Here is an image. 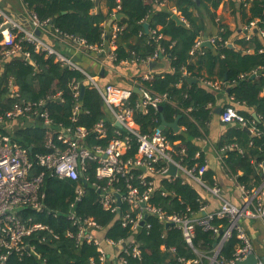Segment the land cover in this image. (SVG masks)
<instances>
[{"label": "trees", "instance_id": "obj_1", "mask_svg": "<svg viewBox=\"0 0 264 264\" xmlns=\"http://www.w3.org/2000/svg\"><path fill=\"white\" fill-rule=\"evenodd\" d=\"M100 1L107 9L106 14L98 9L95 0H22L27 10L40 22H53L50 26L51 32L57 30L61 34L79 37L91 45L108 41L109 30H105L103 24L110 20L113 10L119 6L117 12L124 15L119 25H125V28L116 38L115 65L121 60L145 63L156 52L161 51L172 69L171 72L154 74L147 80L137 78L138 87L151 94H166L168 101L161 104L160 112L150 107L145 110L135 108L134 122L141 134H151L159 127L161 118L167 123H172L180 116L178 125L182 131L173 133L171 129L166 128L163 134L174 149L175 161L187 169L197 171L204 164V156L196 141L208 134L207 124L215 112L219 93L204 85L202 81H219L221 90H229L228 96L233 98V105L238 113L248 120L253 119L251 112L260 118V121L255 122V135L246 132L237 124H227L228 128L217 144L218 151L225 149L221 151L222 165L229 176L235 177L239 185L250 191L258 188L263 181L259 165L264 168V52H260L261 49L264 50V0H241L239 3V14L244 25L255 22L248 34L249 38L235 42L241 49L228 46L231 32L225 25L218 24V35L213 49L202 47L194 50L193 54L190 52L204 31V20L199 6L205 7L208 15L214 20V13L210 9H216L220 0H166L185 21L183 25H177L172 20L173 13L170 10L153 9V4L158 5L165 0H152L151 3L145 0H120L119 3L117 0ZM194 10H197V15L193 13ZM144 23L148 24V32L143 30ZM157 35L162 37L157 39ZM21 44L22 52L29 53L32 64L24 59L22 52L4 62L0 85V112L15 104V100L8 98L5 85L7 79L12 77L21 99L25 102H36L50 92L61 91L62 103L53 100L47 104L50 118L56 124L64 127L82 126L91 130L97 122L106 120V110L97 90L82 73L62 67L52 56L47 57L42 52H36L33 46L25 41ZM249 49L252 50L251 53L248 52ZM4 50L0 35V56ZM241 75H244V78H241ZM185 78L196 79V82L188 84ZM73 79L84 87L82 110L75 123L70 121L74 100L68 89ZM178 84L181 86L178 87ZM140 101L141 97L135 92L128 100L132 107ZM107 129L106 138L97 140L91 134L88 143L107 146L114 137V128L108 123ZM10 136L22 147L31 148L28 154L32 162L31 174H38L42 169L37 165L35 155L45 152V130L40 126L30 125L16 128ZM232 145L236 147L228 149ZM136 150V142L132 141L126 157H132ZM198 152L199 156L196 157ZM134 173L141 174L139 170ZM87 176L91 183L96 181L93 165L90 166ZM202 178L208 185H213L211 171H206ZM159 184L165 195L156 190L150 202L167 214H181L187 209L196 213L203 204L198 191L180 177L173 181L162 177ZM74 185V182L58 180L45 174L43 191L46 196L45 203L51 212L24 210L23 216H31L35 221L47 225L57 238L45 232L31 235L27 242L34 247L38 257L11 256V264H92L91 260L94 264H99L98 252L94 246L87 243L76 246L65 235L66 230L71 228L67 213L74 199ZM127 209L123 204L115 213L103 210L98 202V194L89 183L85 187V195L75 207V212L79 216L94 220L102 228L98 234L101 237L113 241L135 237L141 244L142 259H128L129 264H177L179 258H197L185 245L178 230L166 228L151 216L146 219L147 224H150L149 229L141 228L135 234L128 227L123 228L121 217ZM213 224L222 227L226 221L215 220ZM216 242L217 239L210 232L197 229L193 247L199 253L209 255ZM238 243L239 240L233 234L223 244L219 259L229 261ZM164 247H173L174 254L164 252ZM197 264H209V261L202 258Z\"/></svg>", "mask_w": 264, "mask_h": 264}, {"label": "built area", "instance_id": "obj_2", "mask_svg": "<svg viewBox=\"0 0 264 264\" xmlns=\"http://www.w3.org/2000/svg\"><path fill=\"white\" fill-rule=\"evenodd\" d=\"M119 2L120 0H117V3ZM118 9L119 6L113 10L112 16L115 18ZM30 18L32 29L27 30L0 11V29L5 27L0 31L1 45L5 47L0 56V85L4 62L21 53L23 50L21 42L25 41L31 44L36 52H42L47 57L52 56L54 61L62 67L82 73L97 90L107 116L106 120L97 122L91 130L82 126L64 127L54 123L47 109V104L50 101L63 102L61 91L50 92L36 102H25L21 99L14 79L12 77L7 79L5 83L7 96L9 99L15 100V104L0 112V264H11V256L22 258L24 255H35L38 257L34 247L27 242V238L33 234L45 232L57 238V235L47 225L35 221L31 216H23L24 210L39 213L51 212L45 203L46 196L43 191L45 174L58 180L75 183L74 199L70 204V211L67 213V220L71 228L66 230L65 235L76 246L83 243L94 246L98 252L99 264H129L128 259L141 260L142 248L135 237L118 241L105 237L100 238L98 234L102 228L89 217L79 216L75 212V207L85 195V187L89 183L90 187L98 194V202L103 210L115 213L123 204L128 207L121 217V226L128 227L132 233L136 234L141 228H150V224L146 222L148 216L155 218L166 228L178 230L185 245L196 254L197 258L193 260L179 258L177 264H197L202 258L207 259L209 264H235L253 254V246L240 227L239 220L243 217L264 220V168L262 165L259 167L262 171L263 182L252 192L239 185L235 177L232 178L241 192L242 206L225 199L216 186L208 185L202 178L207 171L206 164H203L197 171L187 169L175 161L174 149L162 131L157 128L151 134L139 132L138 125L133 119L135 108L139 107L145 110L150 107L157 110L161 104L168 101L166 94H151L138 87L136 81L134 88L142 92L141 101L136 102L133 107L130 106L128 100L134 92V88L123 89L114 85L101 88L96 79L77 66L70 57L59 52L35 34L36 30L41 32L51 26L48 21L40 22L31 12ZM254 25L255 22H252L245 27V31L249 34ZM124 28L125 25L117 24L111 33L109 44L113 52L110 55V60H116V38ZM50 33L55 40L71 44L80 54L100 53L103 49V43L91 45L82 38L61 34L57 30ZM248 34L245 37H248ZM161 37V35H157V39ZM209 42H214V40ZM201 43V40H196L190 53L193 54ZM260 52H264V50L261 49ZM22 54L26 61L30 60L27 51ZM160 55H162L161 51L156 52L149 61L158 59ZM131 62L134 60L130 62L121 60L117 65L124 66ZM240 77L244 78V75ZM149 78L150 76L147 75L143 79ZM202 83L215 91H221V83L218 81H202ZM81 87L83 86L80 82L74 79L68 85L74 100L70 116L72 123L76 122L82 110ZM262 94H264V90ZM233 102V98L230 97L220 112V121L224 124H237L239 127L247 129L251 135L257 134L255 128L257 120L254 118L248 120L238 113L236 107L232 105ZM108 123L114 128V137L108 145H90L88 139L91 134L97 140L107 137ZM30 125L40 126L45 130L43 144L45 152L35 155L36 163L42 170L35 175L31 174L32 162L28 157L29 149L22 147L10 136L15 128H25ZM132 141L136 142V153L132 157H126ZM235 147L232 145L228 149ZM197 156H199V152L196 153ZM219 159L221 161V157ZM161 163L165 165L160 166ZM169 164H173L177 168L176 175L168 177L169 181L175 180L179 172L186 174L220 201L219 208L216 211L207 212L206 206L202 204L196 213L187 209L181 214H167L162 208L151 204L150 198L154 191L159 190L163 195H165V191L161 190L162 187L159 189L156 182L148 180V178L163 175ZM92 165L96 181L91 183L87 172ZM141 168H144V171L140 170ZM138 170L141 172L139 175L134 173ZM215 220H225L226 224L221 227L218 224H213ZM197 229L210 232L217 239L211 254L199 253L193 247ZM233 234L239 240L235 252L229 261L220 260L221 248ZM163 251L174 254L175 249L164 247ZM91 263L94 264L92 260ZM258 264H264V262L258 260Z\"/></svg>", "mask_w": 264, "mask_h": 264}, {"label": "crops", "instance_id": "obj_3", "mask_svg": "<svg viewBox=\"0 0 264 264\" xmlns=\"http://www.w3.org/2000/svg\"><path fill=\"white\" fill-rule=\"evenodd\" d=\"M240 1L241 0H220V3L216 9H210L214 13V20L208 15L205 7L201 6L200 3L197 2V4L200 5L199 11L202 14L204 20V31L201 37H199V40H201V42H203L205 39L208 42L211 40L215 41L218 35L217 25L221 24L225 25L231 32V37L229 39L228 46L230 45L231 47L237 50L241 49L240 46L235 42L242 38L248 39L249 36L245 37L248 32L245 31L246 25H244V21H242L240 18ZM145 2L151 3L152 0H145ZM96 6L102 13H107L105 5L100 0ZM153 9L170 10L173 14H176L185 23V21L179 16V14L168 5V2L166 0L158 5L153 4ZM0 11L10 16L16 23H18L23 28L27 30L32 29L30 12L27 10L21 0H0ZM193 13L197 15L198 12L197 10H194ZM120 21H118L115 17L111 16L110 20L103 24L104 29L107 31L109 30V39L115 26L119 24ZM50 28L51 27L49 26L46 30L41 31L39 35L40 38L46 41L49 45L53 46L59 52L63 53L67 57H70L77 66H79L82 70L86 71L91 76H93L96 79L97 84L101 88H104L107 85H114L123 89H133L135 87L134 82L137 81V78L143 79L147 75L152 76L154 74L162 72H171L172 70L168 59L163 57L162 55V58L147 61L145 63L131 62L124 66L115 65L114 61L109 59L110 55L113 52L109 44V39L108 41L103 43V49L100 53H77L71 44L55 40L50 33ZM158 29H160V27H158ZM213 44L214 42L210 43V48L213 47ZM248 52L251 53L252 50L249 49ZM151 64L154 65L151 66ZM180 86L181 84H178V87ZM229 98L230 97L228 96V92H224L223 89L219 91L215 109L220 107L222 110V108H224L228 103ZM233 103L235 105V102ZM253 113L254 112H251V116ZM219 116L220 113L217 114L214 112L210 122L207 124L208 134L203 139L197 140L196 144L199 146L200 152L204 156V164H206L207 166V171H211L213 173L212 186H216L220 190L222 197L235 203L238 206H242L243 201L241 200V192L238 188V185L233 182V177L227 174L226 170L222 165V160L220 161L219 159V157L222 156V153L221 151H218L217 144L221 137L224 135L226 129L228 128L227 124H224L220 121ZM258 121H260V118ZM180 131H182L181 127H179V131L176 133H179ZM155 177L157 179L154 181L156 182L159 189L162 187L159 184L160 179L162 177L169 181V176H164V174L161 175V178L160 175ZM179 177L182 178L184 182H187L198 191L202 199L201 201L203 205L206 206L207 212H213L219 208L220 201L216 197H214L210 192L202 188L192 178L180 172L175 178V180ZM200 187L205 191L202 190ZM239 225L244 230L246 236L248 237L253 246V254L257 256L258 260L264 262V220L260 218L243 217L239 220Z\"/></svg>", "mask_w": 264, "mask_h": 264}, {"label": "water", "instance_id": "obj_4", "mask_svg": "<svg viewBox=\"0 0 264 264\" xmlns=\"http://www.w3.org/2000/svg\"><path fill=\"white\" fill-rule=\"evenodd\" d=\"M98 2H99V0H95V5H97ZM123 18H124V15H123L122 13H119V14H117V16H116V19H117L118 21H120V20L123 19ZM171 18H172V20L175 21V23H176L177 25H183V24H184L183 21H182V20H181L176 14H173V15L171 16ZM52 24H53V22L50 21V22H49V25H52ZM143 28H144V31H145V32H148V24H143ZM3 29H5V27H2V28L0 29V31H2ZM35 34H36L37 36H39V35H40V32H39L38 30H36V31H35ZM200 47H208V48H210L211 45H210V43L205 39V40L201 43ZM229 47H231V46L229 45ZM159 58H162V56L160 55ZM27 62L30 63V64H32V61L29 60V59L27 60ZM153 65H154V64H151V66H153ZM253 77H254V75L251 76V78H253ZM185 80H186L189 84H192V83H195V82H196V79H192V78H185ZM83 91H84V87H81V98H82V96H83ZM133 91H134L135 93H137L139 96H142V92H141L139 89L134 88ZM227 92H229L228 89H227ZM161 109H162V107L159 106L157 110L160 112ZM220 112H221V108H220V107H218V108L215 109V113L219 114ZM252 117L258 121V117H257V115H256L255 113L252 114ZM178 119H179V116H178V117H177L172 123H167L163 118H161V122H160V125H159V127H158V130L163 132L166 128H168V129H171L174 133L178 132V131H179ZM116 126H117L118 128H120V126H119L118 124H116ZM244 130H245L246 132L249 133V131H248L247 129H244ZM30 151H31V148H29V152H30ZM140 170L144 171V168H141ZM176 173H177V168H176V166H174L173 164H169V165H168V168H167V171L164 173V176H170V177H173V176L176 175ZM161 190L164 191L163 188H162ZM118 206H119V207L121 206V204H120V199H119V198H118ZM142 206H144V204H142ZM142 224H143V222L141 223V225H142ZM235 264H258V258H257V256H256L255 254H251V255L247 256L244 260L237 261Z\"/></svg>", "mask_w": 264, "mask_h": 264}, {"label": "rangeland", "instance_id": "obj_5", "mask_svg": "<svg viewBox=\"0 0 264 264\" xmlns=\"http://www.w3.org/2000/svg\"><path fill=\"white\" fill-rule=\"evenodd\" d=\"M201 188V187H200ZM202 189V188H201ZM202 190H204V189H202ZM205 191V190H204Z\"/></svg>", "mask_w": 264, "mask_h": 264}]
</instances>
